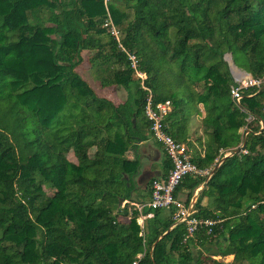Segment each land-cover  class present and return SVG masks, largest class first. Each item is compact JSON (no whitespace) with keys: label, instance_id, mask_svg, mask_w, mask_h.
<instances>
[{"label":"trees","instance_id":"1","mask_svg":"<svg viewBox=\"0 0 264 264\" xmlns=\"http://www.w3.org/2000/svg\"><path fill=\"white\" fill-rule=\"evenodd\" d=\"M228 54L263 80L239 103ZM85 58L97 86L128 87L125 100L97 95L78 71ZM148 91L171 102L165 124L176 141L203 142L192 161L219 162L193 206L216 223L185 241L173 207L152 210L142 236L130 203L142 202L132 196L140 165L126 153L149 138ZM195 115L202 135L187 141L182 129ZM246 130V153L222 160ZM163 163L162 178L171 168ZM205 179L185 176L174 196L184 193L188 206ZM262 202L264 0H0V264H130L139 253L140 264H264ZM207 244L233 259L216 260Z\"/></svg>","mask_w":264,"mask_h":264},{"label":"built area","instance_id":"2","mask_svg":"<svg viewBox=\"0 0 264 264\" xmlns=\"http://www.w3.org/2000/svg\"><path fill=\"white\" fill-rule=\"evenodd\" d=\"M107 2L108 0H104ZM104 26L108 34L119 43V48L126 54L129 67L134 71L135 76L140 79V85L144 90H148L144 85L146 74L138 68V57L134 51L127 50L120 42V31L113 23L112 19L108 17ZM262 79H254L251 76L244 77L241 81H236V84L231 85L230 94L232 99L239 103L242 98V89L247 87H259L262 84ZM172 110L170 101L154 103L152 94L148 91L145 99L144 115L149 122L150 135L158 142L163 149L166 158L171 164V168L165 177H154L150 181V197L148 201L130 202L137 211V223L141 226L140 235L143 232L144 218L152 217V210L175 209L173 218L176 223H184L185 236L184 241L194 236L196 231L201 226H212L216 221L211 219H198L194 216V202L191 200L188 206L183 201L174 196L175 188L180 181L187 175L194 177H209L212 168L201 169L193 161L191 151L184 143L176 141L172 135L167 131L165 119ZM246 153V150H242ZM219 164V162L217 163ZM126 203V201L124 202ZM264 204V202H262ZM253 204L251 208H255ZM143 257L142 253L136 255L130 264H140Z\"/></svg>","mask_w":264,"mask_h":264},{"label":"crops","instance_id":"3","mask_svg":"<svg viewBox=\"0 0 264 264\" xmlns=\"http://www.w3.org/2000/svg\"><path fill=\"white\" fill-rule=\"evenodd\" d=\"M201 135H202V128L200 126V116L195 115L191 118L190 122L187 123V125H185L184 128L182 129V137H184L187 141H190V140L192 141L194 139H197ZM188 143H191V146H189L191 155L192 153L194 154L195 150H201L203 147L202 146L203 142L198 141V142H188ZM228 153L229 152L225 153V155ZM126 156L129 159H134L135 157H138L139 165H140L136 173V176L134 177L135 189L132 193V196L134 199L138 201H148L150 197L149 190H150L151 179L148 181L147 184L143 183V179L149 175V172H155V174L159 175L160 177L162 171L165 168L163 161L166 159L162 146L158 142L153 140V138L149 134V138L147 141L138 143L137 148L134 149V151L129 150L126 153ZM138 179H141V180H138ZM194 195L192 196V199ZM183 196H185L184 193L179 194L177 198L179 199ZM167 212H168V209H164L162 211V213H167ZM149 218L151 217L142 219L143 227H144L146 220H148ZM204 253L205 252L203 251V254ZM211 256L215 258L216 260H223L224 262H230L233 259V255H229L226 257H221L219 255L217 256L211 255Z\"/></svg>","mask_w":264,"mask_h":264},{"label":"rangeland","instance_id":"4","mask_svg":"<svg viewBox=\"0 0 264 264\" xmlns=\"http://www.w3.org/2000/svg\"><path fill=\"white\" fill-rule=\"evenodd\" d=\"M56 0H49V3L51 2H55ZM86 6V5H85ZM115 12V13H114ZM114 12H111L112 15H114V17H116L117 19H121L123 14L119 11V10H115ZM121 38V35H120ZM93 53H90L89 56H91ZM79 73L80 75L89 82V84L92 86V88L95 90V92L97 93V95L101 96V97H105L108 98L116 103L121 102L123 100L126 99L127 95H128V87L123 83L120 86H109V87H104L101 88L99 86H97V82H95L92 78L91 72H90V67H89V63L87 61V59L85 58L82 66L79 68ZM244 77H249V75H244L240 81L244 78ZM70 158H73L70 155ZM48 193H51L53 191V188L49 186L45 188ZM181 201L185 200V196L179 198Z\"/></svg>","mask_w":264,"mask_h":264},{"label":"water","instance_id":"5","mask_svg":"<svg viewBox=\"0 0 264 264\" xmlns=\"http://www.w3.org/2000/svg\"><path fill=\"white\" fill-rule=\"evenodd\" d=\"M225 60H226L227 63H228L230 73H231V75H232V77H233V79H234L235 81H239L244 75H249V76H251L248 72H246L245 70H242V69L238 68V67L234 64V62H233V60H232V57H231V54L226 55V56H225ZM262 124H263V122H262ZM248 132H249V130H246V132L244 133L242 143H241L239 146L235 147V148L233 149V152H229L228 154L224 155V156L221 158L222 160H223L225 157L231 155L232 153H239L240 151H242V150L245 149V137H246V134H247ZM217 166H218V164H216V165L212 168V170H211V174H212V172L217 168ZM210 176H211V175H210ZM210 176H209V177H210ZM154 177H159V175L155 174V172H149V175L146 176V177L143 179V183H144V184H147L148 181H149L150 179L154 178ZM209 177H207V178L205 179L204 183H203V184L201 185V187L196 191V193H195V195H194V197H193V199H192L193 202H195V200H196L198 194L200 193L201 189L205 186V184H206L207 180L209 179ZM138 180H141V179H138ZM120 203H122L121 200H120ZM207 248H209V252H208L209 255H216V254L219 252L218 248H216L214 244H207ZM199 254H203V251H202V250H199ZM195 259H196V256H195Z\"/></svg>","mask_w":264,"mask_h":264}]
</instances>
